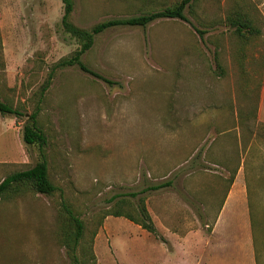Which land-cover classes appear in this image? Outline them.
I'll return each mask as SVG.
<instances>
[{"label": "rangeland", "instance_id": "rangeland-1", "mask_svg": "<svg viewBox=\"0 0 264 264\" xmlns=\"http://www.w3.org/2000/svg\"><path fill=\"white\" fill-rule=\"evenodd\" d=\"M177 1L74 0L71 20L91 28ZM63 13L62 0H0V98L28 114L40 104L57 186L52 195L22 188L0 199V264H71L61 241L63 198L85 222L78 254L89 262L195 264L193 218L201 206L193 194V142L210 126L195 122L223 117L216 138L232 122L241 126L244 86L263 81L264 0H191L188 20L108 28L81 57L103 78L78 65L57 67L39 102L50 69L80 46L64 31ZM239 15L254 31L242 27L239 36L231 24ZM24 123L0 112V182L41 156L24 142ZM141 200L156 225L173 221L182 237L150 233L127 217L138 218ZM119 209L127 214L111 213ZM257 240L262 248L264 238ZM175 248L179 256L169 260Z\"/></svg>", "mask_w": 264, "mask_h": 264}, {"label": "crops", "instance_id": "crops-1", "mask_svg": "<svg viewBox=\"0 0 264 264\" xmlns=\"http://www.w3.org/2000/svg\"><path fill=\"white\" fill-rule=\"evenodd\" d=\"M258 77L263 81L257 87L244 86L248 101L241 126L232 122L216 138L223 117L195 122L210 125L201 135L196 131L193 142V194L201 206L193 218L195 264H264V246L257 247V238H264V72ZM254 95L256 109L250 111ZM156 227L166 236L182 237L173 221ZM177 255L175 248L168 258Z\"/></svg>", "mask_w": 264, "mask_h": 264}, {"label": "trees", "instance_id": "trees-1", "mask_svg": "<svg viewBox=\"0 0 264 264\" xmlns=\"http://www.w3.org/2000/svg\"><path fill=\"white\" fill-rule=\"evenodd\" d=\"M64 6V13L62 16V27L65 32L71 34L76 38L80 44L79 48L70 56L61 59L49 71L44 83L40 90L39 102L44 93L51 86L55 77L57 67H65L71 65H78L83 71L88 72L94 76L103 78V76L96 71L92 70L81 57L85 54L94 44L95 35L105 31L108 28L116 26H146L157 18H181L188 20L184 11L191 0H179L173 5H168L163 9L141 13L130 17H118L103 20L91 28H84L76 25L71 20V14L74 10V0H62ZM232 25L237 26V33L239 36H244L242 27L248 29L254 28L249 19L243 15H239L231 21ZM201 35L204 34L203 30H198ZM105 79V78H104ZM106 80V79H105ZM40 104L37 105L35 110L31 113L22 111L19 107L14 106L12 103L0 98V112L2 114H12L18 118H25L23 126V140L27 145H37L41 150V156L38 161L30 168L17 170L6 177L0 182V199H8L12 194L18 192L22 188L32 189L35 192L52 195L57 186L53 183L49 176L48 162L44 153V146L48 142L47 135L39 123ZM111 213L116 216L127 214L122 213L121 209L113 210ZM60 215L62 220L61 225V241L66 247L68 257L71 264H95L93 261L89 262L84 256L80 257L78 250H84L83 239L85 236L86 225L84 220L75 212L72 206L62 199L60 202ZM131 220L135 221L145 230L150 233H158V229L154 220L148 211L144 200L139 204L138 218L127 214Z\"/></svg>", "mask_w": 264, "mask_h": 264}]
</instances>
